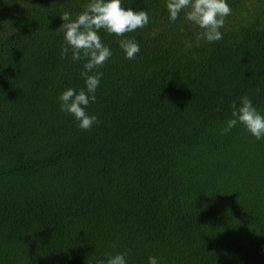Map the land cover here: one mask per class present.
I'll return each mask as SVG.
<instances>
[{
    "label": "trees",
    "instance_id": "trees-1",
    "mask_svg": "<svg viewBox=\"0 0 264 264\" xmlns=\"http://www.w3.org/2000/svg\"><path fill=\"white\" fill-rule=\"evenodd\" d=\"M88 2L0 0V264H264V137L221 134L241 96L264 114V0H227L214 42L166 0H121L150 21L132 60L99 32L85 131L59 107L85 85L58 28Z\"/></svg>",
    "mask_w": 264,
    "mask_h": 264
},
{
    "label": "clouds",
    "instance_id": "clouds-1",
    "mask_svg": "<svg viewBox=\"0 0 264 264\" xmlns=\"http://www.w3.org/2000/svg\"><path fill=\"white\" fill-rule=\"evenodd\" d=\"M166 8L170 21L175 22L183 12L186 21L202 30L198 39L208 42L223 38L220 29L225 24V18L232 13L227 0H166ZM60 17L63 23L58 29L63 33L65 41L61 48V58H66L71 53L73 62L84 61L80 75L85 86L79 90L72 87L64 90L59 96V107L75 118L80 129L88 131L94 124H99V120L96 115L89 114L86 108L97 99L95 92L103 75L99 69L112 55L99 32L103 30L109 35L123 37L118 39V44L125 58L132 60L140 52V46L134 38H126V34L145 27L150 17L146 10L123 7L121 0H89L74 19L68 11L63 12ZM256 91L259 92L260 89ZM230 107L231 118L221 130L222 135L229 133L240 123L257 140L264 137V114L254 106L248 95L241 96L239 103L232 101ZM111 247H117L115 242ZM105 255L106 259L98 258L95 264H127L128 251ZM148 264H158L157 257L149 256Z\"/></svg>",
    "mask_w": 264,
    "mask_h": 264
}]
</instances>
